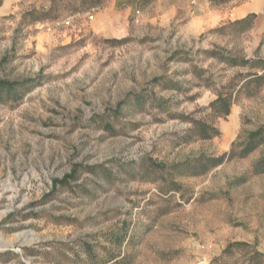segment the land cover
I'll list each match as a JSON object with an SVG mask.
<instances>
[{
    "label": "rangeland",
    "instance_id": "obj_1",
    "mask_svg": "<svg viewBox=\"0 0 264 264\" xmlns=\"http://www.w3.org/2000/svg\"><path fill=\"white\" fill-rule=\"evenodd\" d=\"M155 1L0 14V264H264V32Z\"/></svg>",
    "mask_w": 264,
    "mask_h": 264
},
{
    "label": "crops",
    "instance_id": "obj_2",
    "mask_svg": "<svg viewBox=\"0 0 264 264\" xmlns=\"http://www.w3.org/2000/svg\"><path fill=\"white\" fill-rule=\"evenodd\" d=\"M0 14L13 11L18 6H34L47 8L51 0H0ZM143 0H111L108 5L98 9L90 17L94 27L101 33H112L125 31L129 24V19L138 11V6ZM155 8L163 15L165 21H173L175 18L185 20L192 14L198 13L189 24L198 26L210 23L211 20L217 22L227 19L230 22H237L247 18L251 14L256 15V32H264V0H242L235 5L226 8L223 13L213 9L208 0H156Z\"/></svg>",
    "mask_w": 264,
    "mask_h": 264
},
{
    "label": "trees",
    "instance_id": "obj_3",
    "mask_svg": "<svg viewBox=\"0 0 264 264\" xmlns=\"http://www.w3.org/2000/svg\"><path fill=\"white\" fill-rule=\"evenodd\" d=\"M80 1L83 5L82 10H78V13H87L91 12L92 10L102 9L108 5V3L111 0H51V9L44 13H53L56 11L55 9L58 7V4L65 3V2H77ZM210 5L212 7H219L224 6L233 2H238L239 0H208ZM1 6V1H0ZM77 11V10H76ZM256 15L251 14L247 18L232 23V25H243L247 24V29H252V27L255 24ZM213 57H220L219 54L213 53ZM233 67H247L249 69H256L259 67H264V60H253V59H247V60H239V59H233ZM255 77L258 79H261L258 75H255ZM250 83H244L243 86H248ZM235 97L233 96V104L235 102ZM232 107V100L231 97L219 95L217 100L211 104V108L213 112L218 117H226L230 114V110ZM215 131V130H214ZM264 142V130L254 132L250 134L249 140H248V148L245 151V155L251 153L254 151V149L261 143ZM67 178L60 182H55V186L57 183L64 184Z\"/></svg>",
    "mask_w": 264,
    "mask_h": 264
},
{
    "label": "water",
    "instance_id": "obj_4",
    "mask_svg": "<svg viewBox=\"0 0 264 264\" xmlns=\"http://www.w3.org/2000/svg\"><path fill=\"white\" fill-rule=\"evenodd\" d=\"M11 249H14L13 243H4L3 245L0 246V251H7Z\"/></svg>",
    "mask_w": 264,
    "mask_h": 264
}]
</instances>
